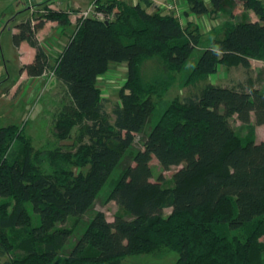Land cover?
Segmentation results:
<instances>
[{
  "label": "trees",
  "instance_id": "1",
  "mask_svg": "<svg viewBox=\"0 0 264 264\" xmlns=\"http://www.w3.org/2000/svg\"><path fill=\"white\" fill-rule=\"evenodd\" d=\"M186 1L197 14L209 10L204 0ZM225 1L211 0L213 11L221 10ZM241 2L259 19L228 24L214 46L199 54L192 79L207 77L219 64L249 69L251 59H264V2ZM95 4L106 18L79 17L76 33L53 66L74 105L60 113L57 133L64 139L74 125L80 126L79 164L90 168L71 177L44 174L33 163L25 138L7 154L17 129L0 127V197L16 200L11 213L2 212L0 205V259L19 247L9 232L29 224L26 203L31 202L41 222L21 241L22 256L4 264H51L73 237L57 222L81 220L120 168L109 198L125 215L110 221L96 212L63 264H119L125 256L160 247L176 250L177 264H264V140L239 141L230 122L236 115L251 127L253 118L263 125L264 92L253 84L248 89L209 83L183 102L170 103L153 121V100L138 84L140 61L159 56L169 68L181 70L200 45L201 34L184 28L172 13L150 11L151 0ZM43 9L35 19L19 22L13 33L16 46L26 41L36 50L34 60L20 69L33 78L51 68L38 32L48 21L72 24L69 10ZM111 62L128 68L113 122L97 84ZM136 134H143V147L133 150ZM154 157L165 170L180 166L171 187L163 177L153 180ZM166 208L172 209L168 217ZM240 229L246 231L245 241L231 237Z\"/></svg>",
  "mask_w": 264,
  "mask_h": 264
},
{
  "label": "rangeland",
  "instance_id": "2",
  "mask_svg": "<svg viewBox=\"0 0 264 264\" xmlns=\"http://www.w3.org/2000/svg\"><path fill=\"white\" fill-rule=\"evenodd\" d=\"M83 8H88L95 0H81ZM108 1V0H101ZM128 3H136L139 0H126ZM136 1V2H135ZM167 1V0H163ZM209 10L204 14L193 12L186 0H175L178 5L175 9H164L157 3H152L150 11L172 13L179 18L184 28L197 30L201 34V43L195 50L188 64L181 70H173L159 57L144 58L138 67V84L145 89L147 96L151 97L155 107L153 121H156L170 103L183 102L186 98L198 94L209 83L229 86L246 87L253 84L264 92V59H251L249 69L243 66H227L219 64L216 72L207 77L194 80L190 73L199 54L206 47L214 46L213 41L222 37L227 30V25L242 20H251L249 10L245 9L241 0H226L219 11H213L211 0H204ZM264 2V0H263ZM50 5L55 9H67L70 11L72 24L65 26L64 32L54 33L49 29L42 37L43 42L50 51L51 68L48 74L38 79L25 77L17 89L13 92L12 86L20 77V57L13 42V29L28 15L35 19L41 13L40 9ZM33 9V11H32ZM82 10L77 9L70 0H47L35 4L34 0H0V127H16L11 145L7 154L18 149L22 143L21 137L31 144L33 163L44 174H53L57 177L86 174L90 165L80 166L79 135L80 126L74 125L69 136L60 138L57 133V124L60 113L67 108H73V101L66 86L55 75L53 65L59 50H63L69 37L78 29L77 19ZM253 17L258 16L253 12ZM59 35V39L50 37ZM128 68L126 63L111 62L108 70L98 78V87L105 99V108L114 120L113 108L120 103V90L127 82ZM231 125L236 132L239 141L264 140V124L256 125L253 118L251 127L242 123L236 115L230 118ZM15 125V126H14ZM143 134H136L133 150L143 147ZM126 161H130L127 158ZM153 180L163 177L165 186L173 185V174L180 166H172L165 170L154 157L151 161ZM120 168L116 170L107 181L106 185L97 195L92 209L77 221L70 217L66 223H58L57 227L67 228L73 232L72 242L61 250L51 264H63L68 256L74 241L86 229L87 222L96 212H103L107 219L112 221L117 215H125L114 200L109 198V192L119 178ZM16 200L14 197L1 198L2 212L11 213ZM29 215V224L23 228H17L9 232L11 241L16 247L11 253H7L0 259V264L7 260H14L23 254L21 241L30 235V228L40 224V215L33 211L31 202L26 203ZM171 208L165 209V216H170ZM248 233V232H247ZM231 237L245 241L247 234L245 229L233 231ZM260 254L264 262V235L260 238ZM179 253L166 247H160L151 252H141L123 257L119 264H177Z\"/></svg>",
  "mask_w": 264,
  "mask_h": 264
},
{
  "label": "crops",
  "instance_id": "3",
  "mask_svg": "<svg viewBox=\"0 0 264 264\" xmlns=\"http://www.w3.org/2000/svg\"><path fill=\"white\" fill-rule=\"evenodd\" d=\"M44 1H47V0H34L35 4H40ZM71 3L73 5H76L77 9H79L80 11H84L86 8H83L82 6V1L81 0H70ZM248 12H251V10H249ZM29 18V15L24 18L27 19ZM250 19L255 21L257 20L256 18L253 17V12L250 13ZM72 22V20H71ZM49 29H53L54 30V33L53 34H57L59 32H64V29L65 27L64 26H61L60 24H58L57 22L55 21H48L45 26L43 27V29H41L39 32H38V38L41 42V44L45 47L46 51H47V54H48V57H49V63H50V60H51V55H50V51L49 49L47 48V46L45 45V43L43 42V35L49 30ZM17 31L16 27H14L13 29V33H15ZM50 37H54L56 40L59 39V35H50ZM70 39V37H69ZM69 41V40H68ZM67 41V42H68ZM66 42V44H67ZM16 46V45H15ZM17 50H18V53H19V57H20V63H21V67L24 65V64H28V63H31L34 58H35V55H36V50L34 47H32L28 42L24 41L22 42L19 46H16ZM65 48V47H64ZM64 50V49H63ZM62 50V51H63ZM61 50H59V52L57 53L56 57H55V64H56V60L58 59V56L59 54L62 52ZM54 64V65H55ZM53 65V66H54ZM29 78V79H36V78H33L31 76H29L25 71L21 72L20 71V77L17 79V82L12 86L11 89H13V92L15 91V89H17V87L19 86V84L21 83V81L25 78Z\"/></svg>",
  "mask_w": 264,
  "mask_h": 264
},
{
  "label": "built area",
  "instance_id": "4",
  "mask_svg": "<svg viewBox=\"0 0 264 264\" xmlns=\"http://www.w3.org/2000/svg\"><path fill=\"white\" fill-rule=\"evenodd\" d=\"M136 2V1H135ZM151 2L152 3H157V4H159L161 7H163L164 9H175V8H177L178 7V5L175 3V0H167V1H163V0H151ZM50 6V5H49ZM51 8H53L52 6H50ZM55 9V8H54ZM32 11H33V9H32ZM44 9L42 8V9H40L39 10V12L41 13V14H43L44 13ZM87 16H93V17H97V18H100V19H105L106 17H105V15L101 12V11H99V10H97V7H96V4H95V2L93 3V4H91L87 9H85L84 11H82V13H81V16L80 17H87ZM110 17V16H109ZM108 17V18H109ZM48 74V72H46L44 75H42V76H45V75H47ZM41 76V77H42ZM38 78H40V77H38ZM38 78H36V79H38Z\"/></svg>",
  "mask_w": 264,
  "mask_h": 264
}]
</instances>
